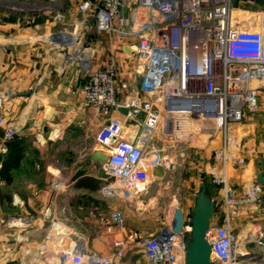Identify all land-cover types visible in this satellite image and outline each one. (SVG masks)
Instances as JSON below:
<instances>
[{
	"label": "built area",
	"instance_id": "1",
	"mask_svg": "<svg viewBox=\"0 0 264 264\" xmlns=\"http://www.w3.org/2000/svg\"><path fill=\"white\" fill-rule=\"evenodd\" d=\"M78 9L82 22L92 19L95 31L120 42L131 60L132 86L123 98L111 48L105 64L90 71L79 87L84 105L106 116L95 135L99 150L108 153L101 194L131 199L146 192L155 179L152 167L163 163L159 156L149 159L147 147L158 131L177 136L175 123L186 117L199 124L197 131L212 146L210 156L202 151L204 175L216 201L206 232L211 264H264V225L234 227L242 212L260 207L264 194L256 174L251 179L238 175L250 158L248 119L258 112L264 91V0L240 1L238 8L231 0H81ZM13 95L0 90L3 141L17 135L6 119V103ZM119 107H126L127 114ZM193 136L189 132L186 137ZM250 145L251 151L254 142ZM112 217L122 224L121 212ZM19 221L13 219L11 225ZM171 225L140 238L133 249L150 264H185L190 226L185 221L175 233ZM128 247L117 239L105 255L79 239L70 244L61 240L57 264H120Z\"/></svg>",
	"mask_w": 264,
	"mask_h": 264
},
{
	"label": "crops",
	"instance_id": "2",
	"mask_svg": "<svg viewBox=\"0 0 264 264\" xmlns=\"http://www.w3.org/2000/svg\"><path fill=\"white\" fill-rule=\"evenodd\" d=\"M2 1L10 0H0V90L14 94L6 103L10 109L6 119L17 130L12 140L20 142V157L2 161L0 156V167L12 172L0 175V264H57L61 240L70 244L78 239L105 255L113 251L115 240L123 239L129 247L120 264H150L132 245L171 224L176 207L187 221L191 207L187 201L172 209L168 206L163 222L141 228L133 219L136 213L152 215L136 207L137 200L142 195L148 199L159 196L158 190L152 191V182L145 194L131 199L101 194L102 163L92 161L90 155L99 149L95 135L106 116L86 107L79 93L87 74L105 64L111 48L118 61L119 98H123L132 86L129 52L117 40L110 42L105 34L97 33L92 19L81 21V0L20 2L16 7ZM33 9L38 12L32 13ZM187 119L179 117L175 123L179 137ZM252 133L259 134L249 130L247 171L258 155L259 142ZM1 135L0 127L3 155L12 140L3 141ZM254 141L256 148L250 151ZM198 165L201 179L207 164L200 161ZM167 171L166 167L165 175ZM13 181L20 182V188L15 185L4 195L2 186L9 189ZM260 200L257 210L244 211L235 219V230L247 224L264 225V197ZM8 204L12 211H20L16 229L4 223ZM116 211L122 213V224L113 220ZM7 242L14 247L11 253Z\"/></svg>",
	"mask_w": 264,
	"mask_h": 264
},
{
	"label": "rangeland",
	"instance_id": "3",
	"mask_svg": "<svg viewBox=\"0 0 264 264\" xmlns=\"http://www.w3.org/2000/svg\"><path fill=\"white\" fill-rule=\"evenodd\" d=\"M2 2L6 3L7 1ZM8 3L12 7H16L20 5V0H10L7 2V4ZM258 100V112H256V114L252 115L248 119L250 120V125L248 126V128L253 129L255 133H259L258 136L252 133L253 137H257V144L259 142V145H257L258 155L256 156L257 158L254 159L255 164L253 165V167H251V165L248 167L249 171L243 168V171L245 172L238 173V175L242 174V179H251L254 177L255 173L264 172V152L262 150V145L264 144V91H261L259 93ZM187 120L188 122L186 123V129L183 131L184 133L180 134V137H177L178 135L165 136L158 131L155 134L150 145L147 147L146 153L149 159H154L159 156L160 158H162L166 167L168 164L165 161H170L173 167L171 169L167 167L168 171L166 172L164 178H159L160 180H156L158 178H155L154 180L156 181L152 180V191L158 190L159 192V196L155 195L156 199H148V197H145L146 195H142V197L137 200L136 207H139L141 209L145 208L147 211H149L148 213H151L152 215L151 217L144 215L138 216L136 213L137 216L135 215L133 219L141 228H148L149 226L156 227L159 223L163 222V214L166 212V209H168V206L172 209L175 206H179V204H184L183 201H187L190 207H192L194 193L196 192L201 180L199 177L201 169L199 167L201 166L198 165V163L200 161L201 163H203L204 161L202 151L204 150V152L206 151V153L209 154L212 146L208 145V140L206 139L204 134L197 131V127L199 126V124L195 121L189 119ZM206 126L207 125H202V127ZM175 132H177L176 128ZM189 132H192L194 138L191 139L190 137H186ZM14 137L7 139L6 141L12 140L14 139ZM256 142L254 141V147L256 146ZM255 151L257 152V149H255ZM0 156H2V161H5V159L13 161L14 159L18 158V156H13V154L11 155L9 153ZM250 167L252 169H250ZM7 171L9 172V170H4L2 167H0V175L7 174ZM246 172L248 173L245 174ZM9 173L12 172L10 171ZM263 182L262 187L264 193ZM2 185L3 184H1V186ZM15 185L19 186L20 188V182L18 183L17 181H13L11 187L8 186L10 190L7 189V186L3 185V194L5 195L8 192L10 193L12 188H14L13 186ZM141 194H145V192ZM263 197L264 194L261 198ZM144 200H146L147 203L142 202ZM5 207L7 212H9V216L8 218L4 217V223H9V229H16V226H12L10 221L20 217V211H12L10 204ZM14 237L16 236L14 235ZM7 244H10L9 252L11 253V249H13L14 247L11 245V242H7ZM256 264L258 263L256 262Z\"/></svg>",
	"mask_w": 264,
	"mask_h": 264
},
{
	"label": "water",
	"instance_id": "4",
	"mask_svg": "<svg viewBox=\"0 0 264 264\" xmlns=\"http://www.w3.org/2000/svg\"><path fill=\"white\" fill-rule=\"evenodd\" d=\"M247 0H231L234 8L239 7V2ZM33 9L31 12H38ZM118 111L127 114L126 107H119ZM90 159L94 162L100 161L102 164L107 163L108 153L103 150H95L91 153ZM168 168L173 165L170 161H166ZM166 166L161 163L155 164L151 173L154 178H162L165 175ZM260 181H263V174L257 175ZM211 186L208 177H202L199 186L194 193L192 207L188 212L187 222L190 226L188 237L185 241V264H211V243L206 237L210 220L216 211V201L211 194ZM185 222L184 213L180 207H176L173 213L171 230L175 233L181 231Z\"/></svg>",
	"mask_w": 264,
	"mask_h": 264
},
{
	"label": "trees",
	"instance_id": "5",
	"mask_svg": "<svg viewBox=\"0 0 264 264\" xmlns=\"http://www.w3.org/2000/svg\"><path fill=\"white\" fill-rule=\"evenodd\" d=\"M259 2H261V0H257ZM15 138V137H14ZM9 154H13V156H18L20 157V142L18 141H11L10 142V148L8 151ZM4 170L7 169L5 166L2 167ZM202 177H207L206 175H202ZM264 183V182H263ZM211 186V185H210Z\"/></svg>",
	"mask_w": 264,
	"mask_h": 264
},
{
	"label": "bare ground",
	"instance_id": "6",
	"mask_svg": "<svg viewBox=\"0 0 264 264\" xmlns=\"http://www.w3.org/2000/svg\"><path fill=\"white\" fill-rule=\"evenodd\" d=\"M54 232V231H53Z\"/></svg>",
	"mask_w": 264,
	"mask_h": 264
}]
</instances>
